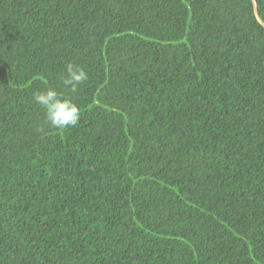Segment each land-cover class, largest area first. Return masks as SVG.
I'll return each instance as SVG.
<instances>
[{"label":"trees","instance_id":"1","mask_svg":"<svg viewBox=\"0 0 264 264\" xmlns=\"http://www.w3.org/2000/svg\"><path fill=\"white\" fill-rule=\"evenodd\" d=\"M0 264H264V0H0Z\"/></svg>","mask_w":264,"mask_h":264},{"label":"clouds","instance_id":"2","mask_svg":"<svg viewBox=\"0 0 264 264\" xmlns=\"http://www.w3.org/2000/svg\"><path fill=\"white\" fill-rule=\"evenodd\" d=\"M66 73L63 84L70 86L73 93L89 79L83 67L72 63L66 65ZM33 99L45 110L46 121L52 128L63 130L78 124L81 117L79 106L71 98L64 97L56 88L49 87L43 91H36Z\"/></svg>","mask_w":264,"mask_h":264}]
</instances>
